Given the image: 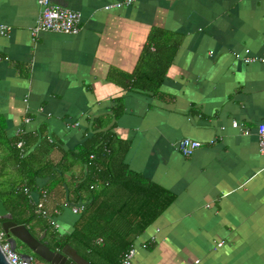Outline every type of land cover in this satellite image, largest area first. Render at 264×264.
Wrapping results in <instances>:
<instances>
[{
    "label": "crops",
    "instance_id": "obj_1",
    "mask_svg": "<svg viewBox=\"0 0 264 264\" xmlns=\"http://www.w3.org/2000/svg\"><path fill=\"white\" fill-rule=\"evenodd\" d=\"M51 1L82 15L78 35L34 36L38 1L0 0V26L10 28L0 33L1 175L18 177L9 139L20 129L36 137L26 151L39 170L31 198L59 180L47 208L69 233L88 174L71 152L109 130L129 170L174 196L132 264H264V0ZM154 30L169 35L171 63L154 92L131 88L126 77L146 67ZM181 138L203 146L185 157Z\"/></svg>",
    "mask_w": 264,
    "mask_h": 264
},
{
    "label": "trees",
    "instance_id": "obj_2",
    "mask_svg": "<svg viewBox=\"0 0 264 264\" xmlns=\"http://www.w3.org/2000/svg\"><path fill=\"white\" fill-rule=\"evenodd\" d=\"M169 44L165 31H152L142 60L146 61V67L126 77L131 88L154 92L160 86L173 54ZM5 127V122H0V140ZM30 140L37 138H30L24 130L9 139L8 149L18 168V177L6 178L0 173V198L13 221L26 225L36 236L45 234L44 241L51 249L58 242L61 246L71 245L90 264H120L142 233L174 199L169 191L129 170L118 158L115 139L109 130L96 132L71 152L87 166V176L75 188L87 202L85 209L75 214L77 218L71 231L61 233L54 226L55 212L47 208L49 217L38 214L31 198L38 190L35 179L39 170L29 162L33 153L26 154ZM19 141L23 142L22 148L16 145ZM57 184L59 180L45 190L50 194ZM19 244L21 252H30L25 244ZM32 258L36 264H51L35 254Z\"/></svg>",
    "mask_w": 264,
    "mask_h": 264
},
{
    "label": "built area",
    "instance_id": "obj_3",
    "mask_svg": "<svg viewBox=\"0 0 264 264\" xmlns=\"http://www.w3.org/2000/svg\"><path fill=\"white\" fill-rule=\"evenodd\" d=\"M39 4V15L36 20L34 27L32 28V34L37 36L42 32H51L64 35H78L81 31L82 15L77 11H73L68 8H63L52 3L51 0H37ZM135 0H124L121 2H116L108 7H121L129 6ZM10 28L7 26H0V33L2 35H8ZM259 58L252 57L250 55L246 56L244 60L248 63L255 62ZM264 62V59H260ZM27 101V100H25ZM29 118H25V122H28ZM233 128H239L236 121L232 123ZM23 129L18 130L17 135L22 133ZM240 133L242 135L248 134V130H243L240 128ZM256 135L258 139V148L261 155L264 156V123L259 124L256 128ZM17 147L22 148L23 142H17ZM178 151L185 157L193 155L197 150H199L203 144L198 140L191 138H181L174 144ZM92 157V156H91ZM91 188H93L91 186ZM49 198V193L47 190L40 191V197L38 202H36V212L44 217H49L47 212V202ZM86 207V202H81V204L72 208L74 214L81 213ZM53 220V219H52ZM54 222V220H53ZM55 228L58 230L59 225L54 222ZM153 239V238H152ZM101 241V240H100ZM223 243L220 242L217 245L221 246ZM146 245H143L145 247ZM0 247L3 250L8 262L10 264H36L34 259L31 257L29 261L23 260L17 251L11 249L10 243L7 240L6 233L0 227ZM136 247L131 248L122 258L120 264H132V260L136 254ZM199 263V260L194 262Z\"/></svg>",
    "mask_w": 264,
    "mask_h": 264
},
{
    "label": "water",
    "instance_id": "obj_4",
    "mask_svg": "<svg viewBox=\"0 0 264 264\" xmlns=\"http://www.w3.org/2000/svg\"><path fill=\"white\" fill-rule=\"evenodd\" d=\"M0 226L6 233L11 249L17 251L18 243H23L30 252H19L23 260L29 261L32 254H35L51 264H90L71 245L61 246L54 243L55 250H52L44 236H36L30 232L24 224H17L13 221V216L7 210L0 198ZM0 264H10L0 247Z\"/></svg>",
    "mask_w": 264,
    "mask_h": 264
},
{
    "label": "flooded vegetation",
    "instance_id": "obj_5",
    "mask_svg": "<svg viewBox=\"0 0 264 264\" xmlns=\"http://www.w3.org/2000/svg\"><path fill=\"white\" fill-rule=\"evenodd\" d=\"M19 252H21L20 250H21V247H20V244L18 243V249H17ZM52 250H55V248L54 249H52Z\"/></svg>",
    "mask_w": 264,
    "mask_h": 264
}]
</instances>
